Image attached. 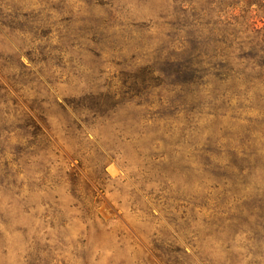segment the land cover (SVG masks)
Masks as SVG:
<instances>
[{
  "label": "rangeland",
  "instance_id": "rangeland-1",
  "mask_svg": "<svg viewBox=\"0 0 264 264\" xmlns=\"http://www.w3.org/2000/svg\"><path fill=\"white\" fill-rule=\"evenodd\" d=\"M180 1L10 0L0 24V264H173L176 250L185 264L222 260L211 225L253 200L214 199L203 151L222 154L246 136L264 150V84L241 67L255 37L248 12L188 0L178 32ZM193 73L212 77L185 84ZM169 103L189 113L155 122ZM152 156L170 160L162 171L180 189L164 211L142 177ZM256 185L260 194L264 179ZM228 232L247 264L252 236Z\"/></svg>",
  "mask_w": 264,
  "mask_h": 264
},
{
  "label": "trees",
  "instance_id": "trees-1",
  "mask_svg": "<svg viewBox=\"0 0 264 264\" xmlns=\"http://www.w3.org/2000/svg\"><path fill=\"white\" fill-rule=\"evenodd\" d=\"M186 1L188 0H181V5L172 11L173 24L177 28L178 32H182L184 28L188 27L186 19L189 10L184 6L187 5ZM9 2L10 0H0V24L2 25L6 22V18L9 17L4 15V11L11 6L9 5ZM214 2L216 5L223 8L241 9L251 15L245 18L244 29L249 33L252 32L255 34V37L253 38L254 41L251 43V47L248 48V54L246 56L243 55L242 57V60H245L247 64L241 67L243 71H247L248 65L250 64L251 71H253L254 68V71L256 70V77L261 79V83L264 84V25L258 28L256 26V22L254 21L255 18L264 20V0H216L213 1V3ZM253 6H256L257 10H253ZM253 12H256V14L254 15ZM237 25H241V23H238ZM227 38L228 36L226 32L223 31L221 36L222 44L225 45L223 52L226 56H229L232 55L235 49H232L230 46H226L229 44L226 42L228 40ZM237 50L238 52H241L242 48H238ZM238 66L239 64L237 67ZM223 67L226 68L227 66ZM196 74L197 73H193L195 77L193 76L192 80L191 75L189 76L190 78H184V83L192 84L194 78H209L210 76L209 73ZM241 74L243 73L241 72ZM186 75L187 73L183 72L182 76L185 77ZM226 77L228 76L225 75L223 79V76H221L222 81H224ZM244 77L245 76L241 75V78ZM81 107L84 109L82 105ZM183 112H185L183 107L177 105L176 103L161 105L158 107L155 122L164 123L166 125L175 120L174 116L176 114ZM42 113L43 112H41V114ZM188 113L189 112L186 113V116ZM30 122L35 129H39L33 121L30 120ZM166 134H168V132H164L163 136ZM157 142H159V140L155 139L153 143L155 144ZM217 143L218 140L214 141L211 146L217 145ZM257 145L258 143L256 140L246 136L236 142L235 147L226 150L222 154L216 153L210 149L203 151L204 158L202 160L203 162H201L203 163L202 165L206 168L214 169H207L206 171H203V174L207 176V179L210 182L214 181L215 183L213 189L210 188L215 190L214 199L220 198V201H228L230 199L237 201L249 199L253 200L249 205L241 203L240 206H236L234 208V210L237 211V215L235 217L227 219L226 221H219L217 224L213 223L211 225V227L213 225L216 226L217 233L219 236L221 235L223 237L222 240L226 244L224 250H220V254L224 257H222V260L219 259L216 263H212L211 260H204V264H240V261L237 259L241 256L234 253L233 248L235 249V246L231 244L233 241L230 240L228 236V231H231L234 227L245 228V231H248L250 236H252L251 244L249 246L250 248L246 250V254L251 257L247 264H264V190L259 194V190L256 188L257 181L264 179V150L257 148ZM163 157L164 156L161 157L162 160L157 161V159L152 156L150 159L157 162L153 164L151 163L150 167L145 168L142 172V177L145 182L155 186L156 188V195L153 199L155 202V208H158L161 211L167 209L166 202L171 198L174 199L173 195L180 193L179 188L173 189L174 181H172L171 178L163 172L171 166L168 162L170 160L166 159L167 162H165ZM173 171L174 170H171V175ZM150 189L151 190H149V192L145 193V197L152 195L151 191L153 188ZM252 190H254L253 192H255V194ZM149 214L150 216H153L151 215L152 213ZM188 217L193 216L190 214ZM191 222L194 223V219L187 220L188 225ZM222 240L218 237V240L215 239L213 243L216 246H221L220 241ZM160 253H162V251H160ZM188 258L190 257H188V254L183 250H176L172 255L173 264H185V261L183 263V261L180 262V260H188Z\"/></svg>",
  "mask_w": 264,
  "mask_h": 264
}]
</instances>
